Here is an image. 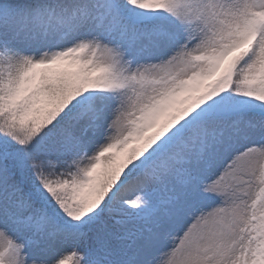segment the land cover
I'll list each match as a JSON object with an SVG mask.
<instances>
[{
  "label": "snow or ice",
  "instance_id": "6c2138e0",
  "mask_svg": "<svg viewBox=\"0 0 264 264\" xmlns=\"http://www.w3.org/2000/svg\"><path fill=\"white\" fill-rule=\"evenodd\" d=\"M0 264H264V0H0Z\"/></svg>",
  "mask_w": 264,
  "mask_h": 264
}]
</instances>
